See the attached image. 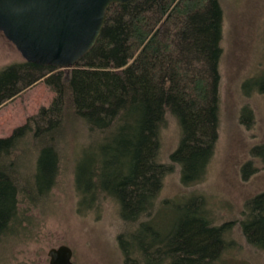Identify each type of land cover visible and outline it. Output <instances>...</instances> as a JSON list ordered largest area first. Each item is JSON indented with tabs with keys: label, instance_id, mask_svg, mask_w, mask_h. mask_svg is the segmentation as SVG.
Segmentation results:
<instances>
[{
	"label": "trees",
	"instance_id": "obj_1",
	"mask_svg": "<svg viewBox=\"0 0 264 264\" xmlns=\"http://www.w3.org/2000/svg\"><path fill=\"white\" fill-rule=\"evenodd\" d=\"M222 22L219 0L113 4L94 47L72 68L26 61L5 66L0 106L38 81L54 96L0 138V242L28 226L21 215L50 197L65 167L62 147L74 139L70 168L78 208L115 203L125 264H215L228 248V228L212 224L205 200L189 196L165 220L155 204L171 170L159 160L167 115L181 131L170 162L180 168L184 186L202 179L213 155ZM241 112L251 115L247 107ZM240 229L264 250V193L248 201Z\"/></svg>",
	"mask_w": 264,
	"mask_h": 264
},
{
	"label": "rangeland",
	"instance_id": "obj_2",
	"mask_svg": "<svg viewBox=\"0 0 264 264\" xmlns=\"http://www.w3.org/2000/svg\"><path fill=\"white\" fill-rule=\"evenodd\" d=\"M219 3L223 22L218 139L202 179L184 186L180 168L170 162L181 137L180 127L176 119L166 116L159 134V160L171 170L158 194L156 216L165 220L173 206H181L189 196L201 197L212 224L228 228V248L215 264H264V250L249 244L240 229L248 201L264 193V91L257 90L259 83L264 85V0ZM22 61L0 31V71ZM53 96L38 81L0 106V138L48 107ZM244 107L251 115H243ZM75 152L76 142L69 139L61 150L65 167L50 197L21 215L28 226L0 242V264H48V250L60 245L71 248L74 264H125L117 239L123 224L115 203L102 201L90 211L78 208L70 168ZM25 231L28 234L21 235Z\"/></svg>",
	"mask_w": 264,
	"mask_h": 264
},
{
	"label": "water",
	"instance_id": "obj_3",
	"mask_svg": "<svg viewBox=\"0 0 264 264\" xmlns=\"http://www.w3.org/2000/svg\"><path fill=\"white\" fill-rule=\"evenodd\" d=\"M135 0H0V31L23 60L70 69L95 45L110 5ZM66 245L47 252L48 264H74Z\"/></svg>",
	"mask_w": 264,
	"mask_h": 264
}]
</instances>
